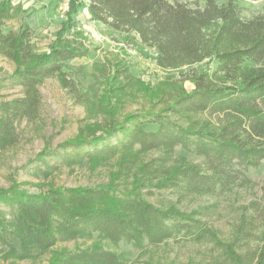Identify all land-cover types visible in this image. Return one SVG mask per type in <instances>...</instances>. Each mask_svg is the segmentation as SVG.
<instances>
[{
  "label": "trees",
  "instance_id": "trees-1",
  "mask_svg": "<svg viewBox=\"0 0 264 264\" xmlns=\"http://www.w3.org/2000/svg\"><path fill=\"white\" fill-rule=\"evenodd\" d=\"M89 0L92 19L122 34L125 41L152 51L155 63L166 73H177L181 88L165 116L144 121L130 116L104 136L62 145L46 152L42 175L62 165L86 159L115 156L121 151H162L146 165L161 170L160 187L183 199L189 195H214L246 179L251 168L264 160V14L245 19L235 0ZM0 3V55L19 68L11 84L22 98L4 103L0 118V148L15 143L13 124L18 117L38 119L42 107L40 85L58 74L78 49H54L37 55L32 33L4 30L20 9L12 0ZM205 65L204 68H199ZM130 80L129 71L118 70ZM67 88L81 105L89 99L72 82ZM173 117L176 119L174 120ZM145 119V118H144ZM144 122L156 130L142 129ZM192 151L201 162L180 159L170 167L173 150ZM134 162H125L120 177L129 176ZM262 197L248 203L235 225L232 240H219L215 229L177 209H158L134 190L117 193L106 187H72L43 195L22 193L10 209L16 226L41 250L52 248L57 235L69 237L98 233L112 244L121 241L138 249L157 248L168 240L211 243L223 264H264V188ZM57 264H125L122 254L92 246L55 260Z\"/></svg>",
  "mask_w": 264,
  "mask_h": 264
},
{
  "label": "rangeland",
  "instance_id": "rangeland-1",
  "mask_svg": "<svg viewBox=\"0 0 264 264\" xmlns=\"http://www.w3.org/2000/svg\"><path fill=\"white\" fill-rule=\"evenodd\" d=\"M181 1H199L201 6L205 2ZM235 1L245 19L264 14V0ZM13 2L20 9L6 23V32L20 33L28 27L37 55L74 47L80 56L40 85L42 107L38 119L18 117L13 124L15 143L0 148V264H57L55 260L60 256L92 246L122 254L125 264H223L213 244L179 239L168 240L157 248L138 249L125 241L114 245L98 233L77 237L59 233L52 248L41 250L16 226L10 203L22 193L43 195L59 188L103 186L117 193L134 190L158 209L174 208L189 216L196 212V218L215 229L219 240L228 243L243 208L262 197L264 160L257 168L249 169L246 179L233 187L218 188L214 195L194 194L183 199L171 189L160 187L164 180L161 170L145 168L162 156V151L143 152L136 148L115 156L72 162L45 175L38 174L35 169L50 162L44 159L46 152L109 134L113 131L111 127L125 123L130 116H140L144 121L152 116H165L177 92L181 88L191 90L193 84H180L177 73L159 69L152 51L140 52L137 44L127 43L122 34L94 21L88 12L89 0ZM18 68L15 62L0 55V118H3L4 103L23 96L22 89L11 84ZM120 69L129 71L131 79L120 77ZM69 82L88 97V105L77 102L66 86ZM142 129L156 130V126L144 122ZM180 159L202 161L194 152L177 147L167 166ZM129 161L134 162L130 175L120 177L121 166Z\"/></svg>",
  "mask_w": 264,
  "mask_h": 264
},
{
  "label": "built area",
  "instance_id": "built-area-1",
  "mask_svg": "<svg viewBox=\"0 0 264 264\" xmlns=\"http://www.w3.org/2000/svg\"><path fill=\"white\" fill-rule=\"evenodd\" d=\"M68 1L80 2V1H82V0H68Z\"/></svg>",
  "mask_w": 264,
  "mask_h": 264
},
{
  "label": "crops",
  "instance_id": "crops-1",
  "mask_svg": "<svg viewBox=\"0 0 264 264\" xmlns=\"http://www.w3.org/2000/svg\"><path fill=\"white\" fill-rule=\"evenodd\" d=\"M12 2H13V0H12ZM89 5V4H88Z\"/></svg>",
  "mask_w": 264,
  "mask_h": 264
}]
</instances>
